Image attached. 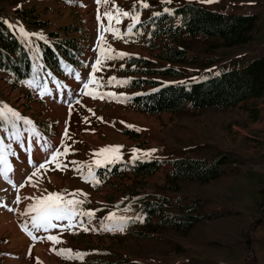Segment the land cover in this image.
<instances>
[{"label":"rangeland","instance_id":"374dc122","mask_svg":"<svg viewBox=\"0 0 264 264\" xmlns=\"http://www.w3.org/2000/svg\"><path fill=\"white\" fill-rule=\"evenodd\" d=\"M184 2L201 3L234 13L256 9L264 11V0H143V3L140 0H108L107 4L102 0L100 5L96 0H0L2 17L23 40L35 69L40 71L18 85L0 72V106L6 105L23 117L9 116L7 124H0V154L11 153L14 170L4 182L0 177V264H107L109 260L121 261L123 258L147 264H264V230L258 225L264 203V95L227 110L191 108L180 113L165 111L151 114L126 102V95L134 93V90L125 88L124 84L108 83L112 77L125 80L124 68L131 56L158 60L155 55L158 51H153L149 41L152 26L148 24V18L168 11L174 17V23L180 24L181 17L175 16L174 10ZM117 5L122 11L139 13V23L135 24L131 34L125 35L133 23L130 17H122L121 23H116L115 19L111 21V26L119 29L123 39L103 31L109 26L104 13H115ZM17 10H25L31 19L42 22L29 23ZM21 26L24 32L20 31ZM70 26L83 29L80 33L74 30L69 33L81 37L84 51L80 59L83 64L68 65L63 74L45 69L38 40L51 41L52 31L61 32L64 36V28L72 30ZM102 33L103 41L100 39ZM254 38L249 43L231 48L217 42L213 44L211 40H199L189 50L190 55L198 54L197 62L161 60L159 66H175L184 73L175 77L162 75L160 79L163 83H190L244 66L252 57L264 53V25ZM100 47L115 50L113 55L118 52L129 54L104 62L101 70L96 72L100 86H89V90L115 93L116 97L99 99L84 94L88 90L83 88V84L91 78L92 67L100 58ZM209 56L216 59L209 62ZM77 74L81 79H76ZM61 91L64 93L62 97ZM30 133L33 136H29ZM38 137L44 142L46 138L51 139L48 140L51 147L47 146L46 153L38 150L37 159L30 161L26 147L34 146L33 141ZM20 143L24 145L22 149L18 147ZM110 145L123 146L122 159L116 162L120 164V173L101 179L97 177L98 167L94 164L99 157L94 154ZM65 146L67 154L58 159L66 167L48 163L46 168L36 172L37 164L50 160L47 155L51 151L58 148L63 153ZM133 149L141 151L134 153ZM152 149L156 151L145 155ZM221 149L233 151L247 165L218 180L206 183L184 180L177 186L187 198L203 196L217 200L218 206L226 202L239 207L242 212L240 228L253 242L246 253L240 254L214 240L204 243L213 234V229L216 230L209 221H203L186 234L164 230L168 238L154 231L156 228L149 231V237L133 234L134 229H144V215L140 208L143 196L166 194L176 200L177 194L167 186L171 163L163 164L147 177L134 176L128 163L146 159L168 160L182 155L212 157ZM27 150L31 152V149ZM90 164L94 178L100 181L98 184L91 182L93 177L85 179ZM78 165L80 171L77 170ZM29 176L32 177L30 182ZM77 190L81 195L76 198L84 201L81 210H92V217H77L73 221L74 227L67 230L36 231L32 228L31 216L34 213H28V206L34 204L37 197L59 192L72 199L70 194ZM111 213H115L117 218H126L123 231L104 230L105 225L117 223L107 219ZM24 225L32 232L31 236L24 230ZM85 227L90 230L84 231ZM49 235L57 236L60 243L48 240ZM190 237H193V242L184 240ZM62 249H70L71 255L66 252L60 254ZM75 253L86 255L83 259L72 258Z\"/></svg>","mask_w":264,"mask_h":264},{"label":"trees","instance_id":"16d2710c","mask_svg":"<svg viewBox=\"0 0 264 264\" xmlns=\"http://www.w3.org/2000/svg\"><path fill=\"white\" fill-rule=\"evenodd\" d=\"M29 23L42 22L33 20L27 11L17 10ZM34 11V10H32ZM160 15H150L148 24L150 29L151 46L156 59L145 56H131L127 60L125 72L140 74L127 78L130 89L140 92L129 95L127 101L137 110L157 114L164 111L180 113L183 109H215L227 110L238 104L264 95V53L254 56L244 66L234 67L217 74L208 75L190 83H163L159 76H179L184 72L175 66H159L161 60L172 63L197 62L198 54L190 55L199 40H211L227 48L242 46L253 41L259 29L264 25V11L256 9L253 12H228L217 10L204 4L184 2L177 5L175 16L182 21L176 25L174 17L168 11L159 12ZM0 8V72L7 75L9 81L18 85L23 80L39 73L35 69L33 59L23 40L18 37L5 19ZM35 15V12L33 13ZM34 17H37L34 16ZM142 26H145L143 23ZM65 27V35L52 31L51 41L39 40L43 64L46 69L63 73L67 65L80 66L83 54L81 37L70 35L73 30L80 33L82 28ZM159 40L158 44L156 43ZM216 58L209 56L208 61ZM208 64V63H207ZM204 65V64H201ZM8 123V119L0 118V124ZM172 167L167 174V186L177 194L176 200L166 194H148L141 198V211L144 215V229H134L133 234L149 237V231L156 228L164 237V230L190 233L203 221L214 225L213 234L205 242L216 241L217 244L240 254L246 253L252 246L248 234L241 229V209L231 203L222 202L218 206L217 200L203 196H184L178 186L184 180L189 182L206 183L232 175L243 169L247 164L233 151L218 150L214 156L192 157L182 155L168 160ZM166 163V160L150 159L137 160L128 164L131 173L136 177H147L154 174ZM120 173V164L111 168L99 167L97 176L113 177ZM180 183V184H179ZM264 199V192H262ZM171 209L173 211H171ZM242 213V212H241ZM257 223V222H256ZM228 225L225 227V225ZM264 230V203L261 218L258 221ZM151 228V229H149ZM195 239V237H194ZM218 239V240H216ZM186 242H193V237L184 238ZM264 243V232H263ZM107 264H147L142 261L123 258L121 261L109 260Z\"/></svg>","mask_w":264,"mask_h":264},{"label":"snow or ice","instance_id":"6c2138e0","mask_svg":"<svg viewBox=\"0 0 264 264\" xmlns=\"http://www.w3.org/2000/svg\"><path fill=\"white\" fill-rule=\"evenodd\" d=\"M101 2L102 0H96V3L98 5H100ZM140 2L143 3V0H140ZM209 2H211V0H209ZM104 3L107 4L108 0H104ZM143 6L148 7L147 4H143ZM104 15L107 16L109 20V26L107 28H104L103 31L112 32L115 38L117 39H123V35L120 34L119 29H116L111 26V21L113 19H115L116 23H121L122 17L131 18L133 23L128 26L127 32L125 33V35L131 34L135 24L139 23V13L132 14L130 11H122L119 9L118 5L115 6V13L106 11ZM156 15H160V13H156ZM98 19H99V16H98ZM5 23H7V21H5ZM9 27H13V26L9 25ZM20 31L21 32L25 31L22 26L20 27ZM25 35H27V33H25ZM100 39L101 41L104 40L103 33L101 34ZM99 51H100V58H98L95 61V64L92 67V72L90 74L91 78L88 79L87 82L83 84V88L85 90H88V91H85L84 94L91 96L93 98H99V99H104L105 96L110 97V98L116 97L117 94L115 93H111V92L98 93V92H95L94 90H89V86L92 84L97 85V87L100 86V81H99V78L96 76V72L101 70V66L104 64V62H106L107 60L116 59L118 57L123 58L124 56L129 55V54L118 52L113 55L112 53L115 50L111 48L105 49L104 47H100ZM76 79L78 80L81 79L79 74H77ZM113 82L118 83L120 85L128 83L127 80H117L116 77H112L108 81L109 84ZM28 83L30 84L31 82H28ZM9 116L14 117L16 119H23V117H21L19 113L9 108L8 106L6 105L0 106V118L8 119ZM26 122L31 123V121H26ZM129 127H134V126L129 125ZM65 135H67V133H65ZM16 139L19 140L20 137L17 136ZM48 147H51V145H49ZM122 147H123L122 145H115V146L110 145V146H106L104 148L99 149L98 152L94 154L96 157H99L95 159L94 161L95 166L96 167L107 166L109 164H114L117 161L121 160L122 159V152H121ZM67 151H68L67 146H65V151L63 153H61L58 148L55 149L51 154L50 160H47L44 163H39L36 165V172L39 173L40 169L46 168L48 163H55L57 167H61V168L66 167V165H63L59 162L58 158L61 155H66ZM140 151H141L140 149H133L134 153H137ZM154 151H156V149L149 150V152L145 153V155H149L150 152H154ZM73 163H76V162H73ZM0 165H2V167H0V173L3 174L5 179H9V173L13 172L14 170L12 168V165L9 163L7 157L3 154H0ZM88 168H89V171L87 175L85 176V179L88 180L89 177H93V180L91 182L98 184L100 181L94 178V172L92 171V165L91 164L88 165ZM77 170L78 171L81 170L79 165L77 166ZM35 174L36 173H33V175ZM31 179L32 177L29 176L28 181L30 182ZM21 186H23V184H21ZM70 195L73 197L72 199L66 198V196H64L62 193H59V192H51L43 197H37L36 202L34 204H29L28 206V213H34V215L31 216L32 228L35 229L36 231H39L41 229H43L44 231H49L50 229H56V228H63L64 230H67L69 228L74 227L73 221L76 220L77 217H80V216L92 217L94 215V212L92 210H87V211L81 210L80 206L84 203V201L76 198L79 195H81L80 190H77L76 192H73ZM83 195H87V194L83 193ZM107 219L112 220V221H117V223L105 225V228H104L105 231H115V230L123 231L124 230V222L126 218L124 217L117 218L115 213H111ZM64 221H67L68 223L67 224L59 223V222H64ZM24 230L28 233V235L30 236L32 235V232L28 230L27 225H24ZM89 230L90 229L87 227L84 228V231H89ZM47 239L53 241L54 243H60L59 238L55 235H49ZM65 252L71 255L70 249L60 250V254H64ZM84 255L86 254L75 253L74 256H72V258L83 259Z\"/></svg>","mask_w":264,"mask_h":264},{"label":"bare ground","instance_id":"6f19581e","mask_svg":"<svg viewBox=\"0 0 264 264\" xmlns=\"http://www.w3.org/2000/svg\"><path fill=\"white\" fill-rule=\"evenodd\" d=\"M29 141V140H28ZM29 151V150H28Z\"/></svg>","mask_w":264,"mask_h":264}]
</instances>
